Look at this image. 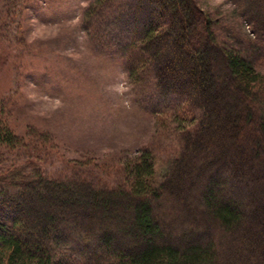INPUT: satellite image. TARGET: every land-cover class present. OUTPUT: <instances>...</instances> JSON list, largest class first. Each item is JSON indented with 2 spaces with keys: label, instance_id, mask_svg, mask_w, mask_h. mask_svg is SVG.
Masks as SVG:
<instances>
[{
  "label": "trees",
  "instance_id": "trees-1",
  "mask_svg": "<svg viewBox=\"0 0 264 264\" xmlns=\"http://www.w3.org/2000/svg\"><path fill=\"white\" fill-rule=\"evenodd\" d=\"M232 1L254 39L195 0H95L85 10V31L122 55L133 83L151 75L162 97L199 115L176 153L139 152L121 185L49 177L48 149L16 133L0 93V264H264V0ZM25 5L6 1L0 51H16Z\"/></svg>",
  "mask_w": 264,
  "mask_h": 264
},
{
  "label": "rangeland",
  "instance_id": "rangeland-1",
  "mask_svg": "<svg viewBox=\"0 0 264 264\" xmlns=\"http://www.w3.org/2000/svg\"><path fill=\"white\" fill-rule=\"evenodd\" d=\"M6 1L0 0V15ZM94 1L24 0L16 51H7L8 46L0 51V93L6 95V117L16 133L35 152L42 145L48 149L41 167L49 177L82 174L97 187L111 188L121 185V170L138 162L139 152L152 151L159 159L176 153L180 132L196 125L199 115L180 98L162 97L151 75L133 83L122 55L101 51L82 22ZM195 1L212 18L254 39L232 0ZM118 39L125 44L132 37ZM173 44L169 53L187 77H194L181 59L184 51ZM130 52L127 58L138 61L140 53ZM258 68L264 73L263 65Z\"/></svg>",
  "mask_w": 264,
  "mask_h": 264
}]
</instances>
